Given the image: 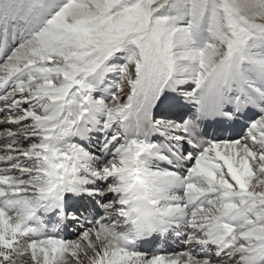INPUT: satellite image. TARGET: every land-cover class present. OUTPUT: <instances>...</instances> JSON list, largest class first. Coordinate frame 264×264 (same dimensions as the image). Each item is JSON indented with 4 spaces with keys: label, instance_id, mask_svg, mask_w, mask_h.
Masks as SVG:
<instances>
[{
    "label": "snow or ice",
    "instance_id": "1",
    "mask_svg": "<svg viewBox=\"0 0 264 264\" xmlns=\"http://www.w3.org/2000/svg\"><path fill=\"white\" fill-rule=\"evenodd\" d=\"M0 264H264V0H0Z\"/></svg>",
    "mask_w": 264,
    "mask_h": 264
}]
</instances>
